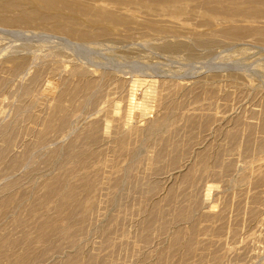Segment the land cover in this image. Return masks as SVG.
<instances>
[{
    "label": "rangeland",
    "instance_id": "obj_1",
    "mask_svg": "<svg viewBox=\"0 0 264 264\" xmlns=\"http://www.w3.org/2000/svg\"><path fill=\"white\" fill-rule=\"evenodd\" d=\"M173 1L0 0V264H264V0Z\"/></svg>",
    "mask_w": 264,
    "mask_h": 264
},
{
    "label": "bare ground",
    "instance_id": "obj_2",
    "mask_svg": "<svg viewBox=\"0 0 264 264\" xmlns=\"http://www.w3.org/2000/svg\"><path fill=\"white\" fill-rule=\"evenodd\" d=\"M166 1V0H165ZM171 2H172V0H170ZM175 1H177V0H175ZM175 1H173V2H175ZM211 1H212V3H215V4H217V3H219V2H221V0H207V3H209L210 2V4H211ZM229 1V0H228ZM183 2V1H182ZM188 2V1H187ZM252 2V1H251ZM184 3V2H183ZM205 1L204 2H200L199 3V7L200 8H205V9H207L208 10V4H207ZM180 4H182V3H180ZM125 5V4H124ZM181 6V5H180ZM199 7H198V9H199ZM171 9V8H170ZM218 9V8H217ZM210 10V9H209ZM208 10V11H209ZM212 10H214L215 11V8H212ZM125 12V11H124ZM216 12V11H215ZM216 13H218V12H216ZM228 13V12H227ZM227 13L225 14L224 12L223 13H218V14H220V15H217V17L215 18V19H223L221 16H227ZM187 14V13H186ZM238 14V13H237ZM252 16V15H251ZM255 16V15H254ZM188 18V17H187ZM233 18V17H232ZM189 19V18H188ZM251 41V40H250ZM253 41V40H252Z\"/></svg>",
    "mask_w": 264,
    "mask_h": 264
}]
</instances>
